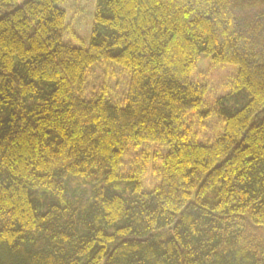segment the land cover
Masks as SVG:
<instances>
[{
    "label": "trees",
    "instance_id": "1",
    "mask_svg": "<svg viewBox=\"0 0 264 264\" xmlns=\"http://www.w3.org/2000/svg\"><path fill=\"white\" fill-rule=\"evenodd\" d=\"M59 1L0 0V264H264V0H96L87 46ZM200 53L238 67L208 145ZM99 62L122 104L85 96ZM139 143L168 148L153 188L120 172Z\"/></svg>",
    "mask_w": 264,
    "mask_h": 264
},
{
    "label": "rangeland",
    "instance_id": "2",
    "mask_svg": "<svg viewBox=\"0 0 264 264\" xmlns=\"http://www.w3.org/2000/svg\"><path fill=\"white\" fill-rule=\"evenodd\" d=\"M96 0H60L58 6L66 13L64 42L87 46L90 39ZM238 72L237 65L216 63L200 53L192 69L191 80L206 85V94L199 110L186 113L183 130L186 140L197 144H212L221 133L224 122L216 113L215 100L228 93ZM129 74L113 62L96 63L88 70L84 85L85 96L105 91L112 104H122L129 85ZM201 111H207V116ZM163 144H131L125 151L120 172L143 173L144 186L159 183L162 160L167 152Z\"/></svg>",
    "mask_w": 264,
    "mask_h": 264
}]
</instances>
